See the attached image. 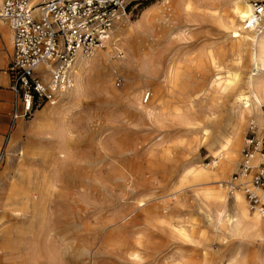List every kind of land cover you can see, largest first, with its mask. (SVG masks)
<instances>
[{
	"label": "rangeland",
	"instance_id": "rangeland-1",
	"mask_svg": "<svg viewBox=\"0 0 264 264\" xmlns=\"http://www.w3.org/2000/svg\"><path fill=\"white\" fill-rule=\"evenodd\" d=\"M160 1L129 9L130 24ZM235 1L169 0L164 31L136 41L117 31L90 56L99 63L81 97L62 105L67 92L0 133V264H228L238 246L242 255L259 251L264 233L240 238L217 220L232 221L234 195L220 183L237 170L250 127H259L251 117L229 169L214 183L197 177L213 169L204 130L222 114L217 87L230 79L244 92L247 77L260 73L244 54L237 59L223 22ZM136 100L164 102L163 118H132ZM45 108L55 112L42 123ZM211 188L223 204L205 199Z\"/></svg>",
	"mask_w": 264,
	"mask_h": 264
},
{
	"label": "built area",
	"instance_id": "built-area-1",
	"mask_svg": "<svg viewBox=\"0 0 264 264\" xmlns=\"http://www.w3.org/2000/svg\"><path fill=\"white\" fill-rule=\"evenodd\" d=\"M155 0H3L0 20L12 37V53L4 70L13 96L11 133L45 105H55L71 89L78 55L91 56L106 47L114 26L143 3ZM241 22L244 30L264 27V0H250ZM150 93L145 94V101ZM6 144L0 148V165ZM258 161L254 162V157ZM232 196L240 192L248 212L264 217V115L258 134L250 127L240 151L237 170L221 182Z\"/></svg>",
	"mask_w": 264,
	"mask_h": 264
},
{
	"label": "bare ground",
	"instance_id": "bare-ground-1",
	"mask_svg": "<svg viewBox=\"0 0 264 264\" xmlns=\"http://www.w3.org/2000/svg\"><path fill=\"white\" fill-rule=\"evenodd\" d=\"M1 3L2 0H0V6L2 5ZM169 6V0H161L155 6L147 9L135 25L130 24L127 14H125L112 29L106 44L114 38L117 31L120 37L127 39L131 38L134 41H136L138 37L143 38L147 36L149 33L157 34L160 30L164 31L167 26V17L170 11ZM250 10V3L247 4L242 0H236L231 11L223 18L224 24L230 26L234 31L237 59H242L244 54L245 65L251 64L256 69H259L260 73L258 75L251 74L247 77L242 85L244 92H235L237 86H234V81L230 79L226 80L223 87H217L218 93H221L223 99L222 114L218 121L215 119L210 121L208 128L204 130L205 135L207 134V146L210 149H215V157L211 163L213 169L197 174V177L210 183H214V179H216L219 174L228 170L234 163L239 145L237 137L241 131L245 117H251L252 123H256V125L259 126L257 127L256 134L260 132L263 126V120L258 109L261 107L258 94H264V75L262 74L264 73V27L260 33H252L249 30H244L242 24L241 26L238 25V23L242 22L248 15ZM98 59L99 57L91 58L90 56H77L76 73L73 77V84L71 89L67 91L68 93L66 92L68 95L62 102V105H67L68 102L75 101L81 97L88 84L87 79L89 81L90 75L95 72L96 64L99 63ZM109 61L110 57L107 54L102 62L106 63L109 67L112 66ZM237 67H240L239 61ZM155 91L158 92L156 89ZM129 109L132 118L137 117L138 119H149L154 122H159L164 116L166 106L164 102H160L158 108H152L151 105L144 106L141 101L139 102V100H136L129 104ZM256 161H258L257 156L254 157V162ZM233 195L232 221H223V218L219 216L217 219L218 223L222 222L226 224V226L230 228L229 230L240 238L259 237L262 235L264 233V219L262 218L264 217L255 214L253 218L249 217L250 213L246 208L242 196L240 194ZM204 197L207 201L215 199L223 204L222 202L225 196L223 193L218 192L216 188H211L205 191ZM263 248L264 245L261 242L258 245V252L255 254L249 253L242 255L241 246H238L233 253L230 254L231 256L228 264H249L250 261H255L256 264H264Z\"/></svg>",
	"mask_w": 264,
	"mask_h": 264
},
{
	"label": "crops",
	"instance_id": "crops-1",
	"mask_svg": "<svg viewBox=\"0 0 264 264\" xmlns=\"http://www.w3.org/2000/svg\"><path fill=\"white\" fill-rule=\"evenodd\" d=\"M11 40V32L8 26L0 20V133L7 130L10 122V112L13 100L12 94L7 89L8 80L4 72L12 53ZM54 109L55 108H45L42 110V113L40 112V117L43 119L42 123H45L47 119H49L52 114L51 110L55 112Z\"/></svg>",
	"mask_w": 264,
	"mask_h": 264
}]
</instances>
